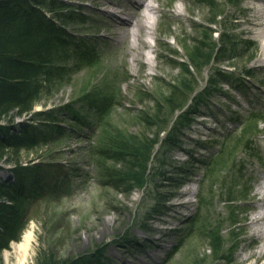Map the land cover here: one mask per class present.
Returning a JSON list of instances; mask_svg holds the SVG:
<instances>
[{
	"label": "rangeland",
	"instance_id": "obj_1",
	"mask_svg": "<svg viewBox=\"0 0 264 264\" xmlns=\"http://www.w3.org/2000/svg\"><path fill=\"white\" fill-rule=\"evenodd\" d=\"M97 1L112 0L69 1L66 5L78 10L84 19V23L68 25L67 32L98 53V67L75 73L35 108L37 112L74 104V113L84 116L90 127H77V131L81 130L77 135L26 156L45 165L49 182L56 174L68 175L67 193L32 208L33 218L21 240L2 253L0 264H20L22 252H17L15 246L29 233L32 242L24 264H35L41 245L63 259L106 247L108 264H264V254H259L261 248L264 250V238H258L264 218L255 220L264 206V196L260 194L264 181V47L260 28L255 26L257 7H264V0H234L235 5L228 4L229 0H217L220 5L215 9L202 0L153 2L158 9L154 35L147 36L150 46L143 49L145 57L139 62L133 61L127 40L121 35L113 37L109 26L115 23L103 20L105 14L97 9ZM114 1L121 4L113 8L115 11L130 3ZM219 11L222 16L210 26ZM115 14L114 20L128 22L133 18L130 11ZM200 26L215 30L213 38L217 42L220 33L234 34L239 54L222 65L202 62L198 69L191 68L199 87L188 96L184 110H190L191 121L181 133L180 144L167 154L169 165L163 170L161 166L157 168L155 185L148 189L116 191L99 177L91 150L101 145V130L97 117L77 94L89 81L91 86H97L94 94H117L110 123L124 133H142L144 128L137 116L145 108L153 109L167 94L166 88L181 79L177 64H190L183 43L190 49L201 39L204 30ZM175 52L179 57L174 56ZM248 70L253 74L251 79L243 75ZM203 90L208 94L201 99ZM140 91L148 96L140 98ZM30 117L17 118L15 124L30 122ZM255 120L261 121L247 129ZM223 145L228 149L226 157L233 149L234 159L214 170V159ZM2 164L0 173L4 176L14 168ZM229 191L231 199L243 198L248 203L232 207L226 201ZM199 196L209 203L201 217L208 218L224 239V255L216 253V258L206 231L198 226L188 232V221L198 211ZM155 206L164 213L150 216L148 212ZM130 239L144 244L145 249L132 247V242H127ZM173 249L177 252L164 262Z\"/></svg>",
	"mask_w": 264,
	"mask_h": 264
},
{
	"label": "trees",
	"instance_id": "obj_2",
	"mask_svg": "<svg viewBox=\"0 0 264 264\" xmlns=\"http://www.w3.org/2000/svg\"><path fill=\"white\" fill-rule=\"evenodd\" d=\"M69 1L79 0H0V162L14 167L8 177L0 175V256L10 249L12 243L21 240L33 218L32 208L67 193L66 188L70 184L66 174H56L53 182H49L45 165L26 156L57 140L77 135L81 131H77V127H90L84 116L74 113V104L35 111L43 99L67 83L72 75L99 65L98 53L91 46L86 48L83 41L77 42L67 32L68 25L84 23L78 10L68 8L66 2ZM202 1L211 9L220 5L217 0ZM233 2L229 0L228 4L235 5ZM221 16L222 12L215 13L210 26ZM210 26H200L204 30L201 39L196 40L190 49L183 43L190 64L185 61L177 64L181 68V79L166 88L167 94L162 96L161 102L155 103L153 109L145 108L139 113L137 119L143 125L142 133H124L110 123L117 94L102 97L94 94L93 91L98 89L91 86L90 81L77 94L87 102L86 107L97 117L101 130V145L91 150L99 177L111 183L116 191L130 193L135 189H148L155 185L157 168L161 166L163 170L169 165L167 154L180 144L181 133L191 121L190 110H184L190 100L188 96L196 93L199 87L192 78L191 68L198 69L202 62L207 64L214 61L222 65L239 54L236 52L234 34L220 33L217 42L213 38L215 30ZM174 56L179 57V54L175 52ZM243 75L250 79L253 77L250 70ZM205 94L208 93L203 90L199 97L203 99ZM137 95L142 99L148 96L143 91ZM199 104L197 102L196 106ZM26 115H31L30 122L17 126L16 119ZM260 121L255 120L247 129ZM67 123L72 125L67 126ZM227 150V146L223 145L214 159V170L234 159L233 149L228 157L225 155ZM212 172L210 168L211 175ZM228 195L226 201L232 207L248 203L243 198L231 199L230 191ZM198 201V211L188 221V232L200 226L212 243L213 253L223 254L221 231L213 228L208 218L201 217L202 209L209 203L203 196H199ZM160 212L155 206L148 214L151 216ZM233 222V225L237 224L234 219ZM127 242H132V247L139 251L145 249L144 244L134 243L131 239ZM44 247H39L35 264L109 263L106 247L91 249L85 254L66 259ZM176 252L173 249L167 253L164 262L169 261ZM214 256L216 258L217 254Z\"/></svg>",
	"mask_w": 264,
	"mask_h": 264
},
{
	"label": "bare ground",
	"instance_id": "obj_3",
	"mask_svg": "<svg viewBox=\"0 0 264 264\" xmlns=\"http://www.w3.org/2000/svg\"><path fill=\"white\" fill-rule=\"evenodd\" d=\"M128 1L130 2L129 5L119 8L120 10H116L118 12L130 11L133 18L128 22L123 19H121V21L113 19V17L117 16L115 14L116 11L113 8L117 9V7H120V2H115L114 0L110 2L97 1V5H99L97 9H101L103 11L102 13L105 14V17L103 18L105 22H108V19H112L114 21L115 24L111 27L109 26V30L111 31L113 37L121 35L124 40H127L128 51L132 55L133 61L139 62L145 57L143 49L150 46L147 36L154 35L153 26H155V23L157 22L156 15L158 9L153 2H158L159 0H140L139 2H136L135 0ZM178 7L181 8L180 5H178ZM256 12L259 15L256 19L255 26L260 28L259 35L262 38L264 47V7H257ZM262 55L264 56V51ZM262 65L263 64L259 66ZM260 194L264 196V181L260 189ZM261 211V214L258 217H255L256 222L264 218V206H261ZM258 238H264L263 227L258 230ZM31 242L32 235L29 233L24 235L23 240L18 244V246H15V250L17 252H22L20 264H24L27 261ZM261 249L259 254L263 255L264 250Z\"/></svg>",
	"mask_w": 264,
	"mask_h": 264
}]
</instances>
